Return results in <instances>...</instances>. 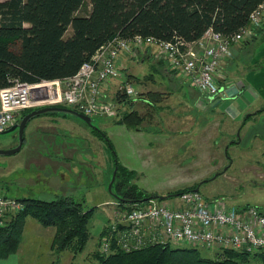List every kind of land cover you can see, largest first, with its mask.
<instances>
[{
	"label": "trees",
	"instance_id": "1",
	"mask_svg": "<svg viewBox=\"0 0 264 264\" xmlns=\"http://www.w3.org/2000/svg\"><path fill=\"white\" fill-rule=\"evenodd\" d=\"M85 1L90 9L80 14ZM263 2L0 0V88L9 86L13 79L32 83L71 76L115 35L123 38L152 36L161 40L178 37L191 43L211 28L223 36H230L249 24L250 13ZM68 27L72 33L66 36ZM257 31H264V22ZM140 121L137 111L130 109L122 112L117 123L135 129ZM106 139L113 149L110 140ZM115 166L116 177L121 178L115 185L122 193L118 195L128 201H141L156 195L132 184L134 173L118 161ZM196 187L183 190H194ZM19 200L23 203L22 209L0 226V260L17 251L28 217L43 227L55 229L51 243L55 251L69 250L76 254L84 249L89 238L92 209L84 210L79 202L70 197L52 200L24 197ZM198 248L203 247L156 244L132 252L115 251L107 256L94 251L93 256L96 264H249L251 260L264 264V250L248 253L225 249L214 251L212 257H205Z\"/></svg>",
	"mask_w": 264,
	"mask_h": 264
},
{
	"label": "built area",
	"instance_id": "2",
	"mask_svg": "<svg viewBox=\"0 0 264 264\" xmlns=\"http://www.w3.org/2000/svg\"><path fill=\"white\" fill-rule=\"evenodd\" d=\"M264 22V2L249 15V24L230 36L208 28L196 41L174 37L161 40L135 35H115L101 45L71 76L23 82L13 79L0 88V133L14 125L22 113L45 106H64L88 117H114L117 106L136 96L137 90L118 61L136 57L135 50L150 47L152 54L186 78L202 95L223 93L219 81L226 76L223 61L233 43L248 37L251 27ZM169 200H115L112 215L102 229L97 250L107 256L132 252L151 245L184 244L210 250L231 249L252 253L264 250V213L254 205L237 207L223 197L204 198L199 191L182 190ZM167 198V199H168ZM18 199L0 193V226L18 210Z\"/></svg>",
	"mask_w": 264,
	"mask_h": 264
},
{
	"label": "rangeland",
	"instance_id": "3",
	"mask_svg": "<svg viewBox=\"0 0 264 264\" xmlns=\"http://www.w3.org/2000/svg\"><path fill=\"white\" fill-rule=\"evenodd\" d=\"M87 9L88 4L85 1L79 13L84 14L87 12ZM262 27L263 24H260L258 29H261ZM71 33L72 29L68 27L65 35L68 36ZM262 41L264 40H260V42ZM260 42L256 44V46H259ZM250 49V54L253 56L255 52L253 46H251ZM241 56L242 55L239 56L237 53L236 58L239 59ZM118 63L124 67L125 70L123 71L135 76L137 81H134L133 77L129 75L130 81L133 83L136 90L143 83L142 79L145 76L154 74L150 61L141 63L137 58L131 59L130 61H124L122 57L119 58ZM156 77L157 76L155 75L153 79L159 80ZM178 77L180 76L178 75ZM147 79V77L144 78V80ZM147 83H152L154 85L155 81L151 80ZM156 85L159 84L157 83ZM193 88L196 92L201 94L197 88ZM140 94L141 93L137 90L136 96L133 97V99L131 98L128 100H131V103L119 104L117 106L118 115L114 117L92 116L91 124H86L78 117L68 113L35 116L25 126L23 142L20 150L13 154L0 155L1 194L16 198L21 204L23 203L19 199L22 197L38 198L42 200L70 197L74 201L79 202L84 210H93L92 217L88 224L89 238L84 249L79 253H74L75 255L69 250L62 252V257H64V259L68 253L73 255L71 264H96L97 262L93 253L94 251L99 253L97 246L100 233L108 218L114 211V206L104 202L111 201L110 204H112L116 200L113 197V194L122 195L121 191L118 192L115 186L116 182L121 179L120 176L116 177L115 175V182L112 184L111 190L108 189L109 182L111 181L115 169V162L118 161V159L120 160V162H118L121 165L124 162H122V159H127L133 162L135 166H138L139 170H137V172L141 173L138 179H136V175L138 174L135 175L134 171L127 168L134 173L131 177V183L150 193L167 195L177 190H183L197 185L199 192L204 198L223 197L230 205L235 206L247 201L264 210V180L262 187L260 181L250 179L243 170L245 156L247 155L245 152L246 149L243 146L245 141L242 142L243 144L230 143L225 150L224 148L222 150L220 149L221 158H217V162L214 163L215 168L218 165L219 167L215 169V172L213 171L211 175L208 176L210 177L208 181L202 182L203 179L200 180L201 177H199L200 174H202L200 172L201 168H197L193 171L189 168V171L185 172L179 171L175 168L176 165L180 164L182 161L184 163L189 161L187 157H183L180 161L177 160L178 157H182L180 153L183 148L179 146V142L183 139L181 140L180 138H177L175 132L182 127L174 123L176 120L174 118L177 115L180 117L182 113V111H179V106H184V103L188 105V103H186L188 99H183L184 103H182V101L176 96L165 99L156 93L147 95V98L158 104L159 107L170 105L173 108L171 111L168 108L167 111L166 109L158 111L157 108L134 102L136 100L141 101ZM206 101L207 100L205 99L198 100L196 104L197 108H206L207 105L210 106ZM130 109H135L141 118L140 123L135 129H142V131L145 132L149 130H159L160 134L157 135L159 137L151 138L150 136L148 137L147 134H142L141 136L135 135L126 140L124 138L122 139L120 135H118V137L115 133L117 127L114 125L121 124L117 123V120L120 119L122 112ZM26 112L27 111H25L24 114H26ZM216 121L217 120H213V123ZM106 124H108V126L105 127ZM183 125L187 126L186 123ZM215 128L216 123L214 125H209L206 129L214 132V130L216 131ZM167 131L169 134H172L169 136L170 139H168V141L174 139L172 146L175 145V147L173 148L172 159L167 153V150H169V147L172 144L171 141L169 143L167 142L168 137L166 138V136L169 135H166ZM102 133L106 134L107 137H104ZM131 133L134 135V132ZM216 134L219 135L218 130ZM222 134H224V132H222ZM53 136L59 141H65L64 138L67 137V142L71 143L70 151H67L63 145L60 149L65 154H74L73 161L76 165L77 172L75 175L69 174L68 178L64 181L61 180L59 175L52 172L53 169L50 170V167L43 169L37 167L34 163H31V156L36 154L35 148L39 143L41 144L43 142V138H45L48 143L51 142V147L56 146V142L54 143L51 141ZM134 137H136L137 142L141 146L148 145V150L150 151L148 162L145 164L142 163L141 166H139L140 151L135 145V140H133ZM106 138L110 140L113 149L110 148ZM217 138L221 142L223 139H226V135L225 137L222 136ZM239 139L240 135L238 133L236 135L227 136V142L234 140L239 141ZM17 143V129L0 133V149H11L15 147ZM38 147L40 148L41 146ZM60 149L56 146V148L53 151H50L49 154L51 156L57 155L58 159H60L61 155L58 154ZM174 150H176V152ZM133 155L135 156V159L131 158ZM221 159H224L226 164L222 165ZM225 168H227V171ZM204 172L205 171H203V173ZM209 174L210 173H207V175ZM39 176L41 178L49 177L47 183L41 179L39 180ZM50 181H52V183H49ZM200 182H202L201 185ZM250 187H252V189H250ZM169 199L170 198L166 200ZM36 223L38 222L36 221ZM51 229L55 232L53 227H51ZM31 232L32 230L30 228H26L24 233L25 235H28ZM33 232L36 234L37 231L33 230ZM172 246L188 245L172 244ZM34 248L42 252V262L47 260V254L42 242L39 240L35 241ZM198 250L200 254L205 257H212L214 254V250L206 248H198ZM56 253L58 252H54V254ZM54 257L52 260H54ZM55 264L58 263L55 261ZM60 264L65 263L63 262ZM249 264H259V262L251 260L249 261Z\"/></svg>",
	"mask_w": 264,
	"mask_h": 264
},
{
	"label": "crops",
	"instance_id": "4",
	"mask_svg": "<svg viewBox=\"0 0 264 264\" xmlns=\"http://www.w3.org/2000/svg\"><path fill=\"white\" fill-rule=\"evenodd\" d=\"M87 4L88 12L90 9V5L89 3ZM253 28L249 33L250 35L243 41L236 42L231 45V55L228 56L222 64L223 71L226 77L222 81H219L220 85L223 88V93L213 98H208L207 96H203L196 92L186 78L182 77L181 75H179L180 77H178V74L170 70L165 61L156 58L152 54V49L150 47H140L136 49V57H130L128 55H123L120 57H123L124 61H130L131 59L137 58V60L141 63L150 61L152 64L154 74L145 76L144 78L147 77V80H144V78L142 79L143 83L137 89L138 92L141 93L139 95L141 97V101L136 100L134 102L157 108L158 111H162L163 109H166V111L169 109L171 111L173 110L172 106L169 105L166 107H159L158 104L152 102L149 98H147V95L156 93L158 95H161L165 99L176 96L180 99V101H182V103H184L183 99H188L186 101L188 105L184 103V106H179V111H182V113L180 117L177 115L174 118L176 119L174 123L182 127L177 129V131L175 132L177 134V138H180L181 140L183 139L181 142H179V146L183 148L182 152L180 153L182 157H178L177 160L180 161L183 157H187L189 161L186 163L182 161L180 164H177L175 168H177L179 171L184 172L189 171V168L192 171L197 168H201L200 172L202 174H200L199 177H201L200 180L203 179L202 182L208 181L210 179V177L208 176H210L213 171L215 172V169L219 167L218 165L215 168L214 163L217 162V158H221L220 153L223 148L225 150V148H227L230 143L243 144L242 142L245 141L243 146L246 149L245 152L247 155L245 156L243 170L250 179L260 181V184L263 187L264 41L260 42V40H264V31H257L259 29L254 30ZM259 42L260 45L256 46V44H258ZM251 46H253L255 50L253 56L250 54ZM237 53L239 54V56L242 55L243 57L241 56V58L237 59ZM130 75L133 77L134 81H137L133 74L130 73ZM155 75L159 80L156 79V81L155 79H153ZM151 80L155 81L154 85L152 83H147ZM157 83L159 85H156ZM200 99L207 100L206 102L210 104V106L207 105L206 108H197L196 104ZM22 115H24V113H22ZM43 115H53V113ZM213 120L217 121L213 123ZM184 123H186L187 126H184ZM215 123L216 131L214 130V132H212L206 129L209 125H214ZM106 126H108V124H106L105 127ZM114 126L117 127V131L115 132L116 135H120L122 139L124 138L125 140L135 135L141 136L142 134H147L148 137L150 136L151 138H155L159 137L157 135L160 134L159 130H149L145 132L142 131V129H132L121 124H115ZM217 130L219 132V135L216 134ZM131 132H134V135H132ZM222 132H224V134H222ZM237 133L240 135L239 141L234 140L231 142H227V136L236 135ZM167 134H169L168 131L166 135ZM170 135L172 134L166 136V138L168 137L167 142H172L169 150H167V153L172 159L173 148L175 147V145L172 146L174 139L168 141V139H170ZM225 135L226 139H223L220 142L217 137H225ZM54 137L55 136L52 137L51 141L54 143L56 142L55 145L58 146L59 149L63 145L65 146L67 151H70L69 149L71 148V143L67 142V137L64 138L65 141H59ZM133 140H135V145L138 147L136 148L140 151L139 166H141L142 163L145 164L148 162L150 158V151L148 150V145L141 146L137 142L136 137H134ZM42 141L43 142L41 144L39 143L38 145L41 146L40 148L36 146V154L31 156V163H34L37 167L43 169H45L46 167H50L49 169H53L52 172H55L57 175H59L61 180L63 181L68 178L69 174L75 175L77 169L73 161L74 154H65L60 149L58 154L61 155V157L60 159H58L57 155L51 156L49 154V152L53 151L56 146L51 147V142L48 143L45 138H43ZM174 151L176 152V150ZM131 158L135 159V156L133 155L131 156ZM118 161L120 162L119 159ZM221 161L222 165L226 164V161L224 159H221ZM122 162L123 166L134 171L135 175L138 174L136 175V179H138L139 175L141 174L137 172V170H139L138 166H135L133 162L127 159H122ZM225 169L227 171V168ZM203 171L205 172L203 173ZM207 173L210 174L207 175ZM38 179H41L45 183H47L49 177L41 178L39 176ZM202 182H200V185ZM49 183H52V181H50ZM250 189H252V187H250ZM141 190L150 193L146 190ZM104 203H109L110 205L111 201H106ZM248 205L253 204H250L246 201L243 203H239L236 206L245 207ZM261 211L264 213L263 209H261ZM40 226L41 225H39V223H36L34 219L28 217L25 221L24 230L17 251L9 255L7 258L1 259L0 264H55V261L58 264L63 262L65 264H71L73 255H71L70 253L65 256V259L64 257H62L63 251L54 254V252H57L51 246L54 230L51 229V227ZM26 228H30L32 230V232L28 235H25L24 233ZM33 230L37 231L36 234H34ZM37 240L43 243L44 250L47 254V260H44L43 262L41 256L42 252L34 248V242ZM53 257L54 260H52Z\"/></svg>",
	"mask_w": 264,
	"mask_h": 264
},
{
	"label": "water",
	"instance_id": "5",
	"mask_svg": "<svg viewBox=\"0 0 264 264\" xmlns=\"http://www.w3.org/2000/svg\"><path fill=\"white\" fill-rule=\"evenodd\" d=\"M48 113H68L71 115H74L76 117H78L79 119H81L82 121H84L86 124H91V118L68 107H64V106H45V107H40L37 109H33L31 111H29L28 113L24 114L14 125H12L10 128H8L7 130L3 131V132H9V131H13L15 129H17L18 132V143L15 147L11 148V149H0V155H9V154H13L17 151L20 150L22 142H23V133H24V129L25 126L27 125V123L35 116H39V115H43V114H48ZM2 132V133H3ZM116 171H117V166H115V169L113 171L112 174V178L111 181L109 182L108 185V189L111 190V186L114 182L115 179V175H116ZM195 191H199V188L196 187L194 188ZM169 196H171V194H167V195H151L149 197H145L142 199V201H146L149 198H159V199H167ZM113 197L118 200V201H122V202H128L127 199H124L123 197H121L118 194H113Z\"/></svg>",
	"mask_w": 264,
	"mask_h": 264
},
{
	"label": "bare ground",
	"instance_id": "6",
	"mask_svg": "<svg viewBox=\"0 0 264 264\" xmlns=\"http://www.w3.org/2000/svg\"><path fill=\"white\" fill-rule=\"evenodd\" d=\"M201 95H202V94H201ZM203 96H205V95H203ZM21 117H22V116H21ZM21 117H20V118H21ZM20 118H19V119H20ZM1 133H2V132H1ZM260 210H261V209H260Z\"/></svg>",
	"mask_w": 264,
	"mask_h": 264
},
{
	"label": "flooded vegetation",
	"instance_id": "7",
	"mask_svg": "<svg viewBox=\"0 0 264 264\" xmlns=\"http://www.w3.org/2000/svg\"><path fill=\"white\" fill-rule=\"evenodd\" d=\"M27 112H29V111H27ZM27 112H26V113H27Z\"/></svg>",
	"mask_w": 264,
	"mask_h": 264
}]
</instances>
